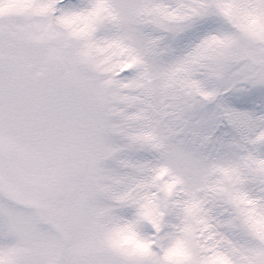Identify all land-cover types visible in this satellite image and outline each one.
Here are the masks:
<instances>
[{"label":"snow or ice","instance_id":"obj_1","mask_svg":"<svg viewBox=\"0 0 264 264\" xmlns=\"http://www.w3.org/2000/svg\"><path fill=\"white\" fill-rule=\"evenodd\" d=\"M0 264H264V0H0Z\"/></svg>","mask_w":264,"mask_h":264}]
</instances>
